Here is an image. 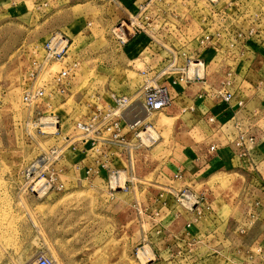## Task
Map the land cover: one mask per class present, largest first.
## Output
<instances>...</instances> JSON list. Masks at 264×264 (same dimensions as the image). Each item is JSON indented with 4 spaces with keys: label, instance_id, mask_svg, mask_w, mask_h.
Returning a JSON list of instances; mask_svg holds the SVG:
<instances>
[{
    "label": "rangeland",
    "instance_id": "obj_1",
    "mask_svg": "<svg viewBox=\"0 0 264 264\" xmlns=\"http://www.w3.org/2000/svg\"><path fill=\"white\" fill-rule=\"evenodd\" d=\"M92 1L0 0V264H29L42 254L52 264H251L246 259L256 255H262L264 263V180L254 186L247 176L238 181L234 173L209 179L202 186L210 193L209 212L213 213L206 227L198 228L196 238L186 234L188 231L170 236V241L163 238L154 213L159 201L171 195L165 189L172 176L167 170L177 157L190 158L185 144L194 143L196 134L213 127L207 120L193 123L192 112L167 111V105L145 116L137 128L146 129L140 133L146 146L118 152L114 163L104 158L108 151L101 142L89 143L83 153L79 148L70 149L71 145L61 147V137L70 134L75 122L87 121L96 108L105 111L112 106L111 92L125 96L133 92L131 98L138 99L143 83L183 86L165 67L172 53L175 66L185 62L180 53H188L190 58L205 53L200 40L206 34L213 36L214 43L209 45L215 44L209 52L215 58L213 69H225L223 76L229 72L233 86L239 82L232 83L233 75L241 67L250 70L247 78L257 79L254 73L264 65V58L255 55L264 57V0H150L143 10L137 9L138 4L128 8V0H122V9L112 4L115 0ZM119 27H125L128 36L146 35L149 49L159 48V53L135 57L134 53L115 52L109 37H128ZM58 33L68 39L66 56L59 62L46 60L42 44ZM250 42L261 48H249ZM162 57L165 64L158 72L150 70L143 76L136 70L156 66ZM62 63L70 72L58 84L53 77ZM205 74L204 68L202 77ZM39 86L44 89L43 97L26 109L20 101L22 92ZM258 93L264 97V89ZM135 110L138 113V105ZM53 116L59 128L52 125L41 128L51 133H39L34 126L37 119ZM146 135L153 141L144 140ZM135 142L133 139L131 144ZM51 147H57L59 155L40 167L38 178L51 176L54 185L35 195L24 184L20 196L12 197L10 191L21 170ZM79 161L90 168V177L57 189L65 177H84L74 167ZM100 162L110 169L99 167ZM112 169L120 170L119 186L114 188ZM184 182L191 186V180ZM52 198H60L56 205L64 216L58 220L57 236L52 235L50 222L48 235L45 230L46 203L50 215L55 206H50ZM175 202L181 212H193ZM108 211L115 215L111 230L109 217L103 215ZM260 211L261 217L255 219ZM199 246V253L208 259H194Z\"/></svg>",
    "mask_w": 264,
    "mask_h": 264
},
{
    "label": "crops",
    "instance_id": "obj_2",
    "mask_svg": "<svg viewBox=\"0 0 264 264\" xmlns=\"http://www.w3.org/2000/svg\"><path fill=\"white\" fill-rule=\"evenodd\" d=\"M86 1V3L89 4L93 2L92 0ZM139 1L141 0H128L126 2H128V8H134ZM112 4L118 9H122L121 7L124 3L122 0H115ZM109 41L114 45L115 52L134 53L135 57H140V54L142 55V53H159V48L155 49L156 51L149 49L150 44L148 43L149 41L147 40V36L140 33L132 34L124 40H120L115 36H110ZM213 43L214 42L212 40L211 44ZM214 45L211 46L209 43L202 44V49H204L205 53H199L196 55V57L201 58L205 64L206 74L203 79L195 82H188V84L182 83L184 84L183 86L174 84L175 86L170 87L169 84L166 85V89L169 90L171 98L167 111L176 112L180 110V113L187 111L192 112V116L194 118L193 123L196 124L205 122L206 118L209 116H214L215 118V122L211 123L213 127L209 126L207 130L196 134L197 140H195L194 143L185 144L188 146L186 149L189 150L190 158L188 157L189 159H185L186 157H184L181 159L180 157H177L178 159L171 161L169 170H167L172 173V176L169 185H167L165 189L169 190L171 195L159 201V209H157L154 214H156L155 216L159 221V227L163 229V238H167L169 241L170 236L182 235L184 231H188V235L192 238H196L198 228L201 229L206 227V222L209 220V217L213 215V213L209 212L210 193L202 186H207L209 179L221 174L224 176L234 173L235 175L237 174L238 181H241V177L243 180V178L247 176L249 182L254 186L262 183L264 180V97L258 93L260 90L264 89V65L260 64L259 68L256 69L254 74L258 75L257 79L247 78V74L250 70L246 71L243 67H241V70H237V73H234L236 75H233L235 80L232 81V83H236V80L239 81L233 86L227 77L230 75L229 72L228 74L226 73V76H223L222 73L225 71L222 72V70L225 69L218 68L217 70L213 69V65L211 66V62L213 63L215 58L213 53L209 52L213 49ZM246 46L247 45H245V47ZM248 47H254L255 50H257L258 47L259 49L261 48V46H258L254 42H250ZM241 54L243 55V53ZM186 55L189 56L188 53H186ZM255 55H257V58H264L263 55H260L259 53H256ZM164 58L165 57H162V61L160 63L158 61L156 66L144 65L142 69L136 68V70H138L143 76L145 75L144 73L150 70L152 72H158L165 64ZM224 83H227L225 87L233 93V98L228 103L221 101L217 95L218 89L221 88ZM143 85L144 83L140 87V96L138 99L131 98L133 96V92L127 95L130 100V105L122 112L121 120L119 121L121 128L120 133L124 134V137L127 140H131V135L130 133H125V123L131 121L135 114L140 117V112H143L141 105ZM128 90L130 91V89ZM113 93L124 95L123 93L115 91ZM133 105H139L140 109L138 113H136L137 111H133L131 109ZM141 120L143 122L144 119L141 118ZM73 132L74 131L71 129L68 136H71V133ZM240 133L247 137H253L254 143H245V147H238L236 145V139ZM188 135H191V133H188ZM132 141L133 139L131 142ZM67 146L66 148H68ZM71 146L72 147H69L70 149L79 148L83 153L86 151L85 149L89 146V143H76ZM102 146L104 151H108V156L106 155L104 158H108V162L110 163L117 161L118 157L117 155L115 156V154L118 152L120 154L124 153L121 148L116 145L105 144ZM211 147H214V150H210ZM108 162H106V164ZM74 167H76V170H80V172L82 171V173H84V177H78L76 179H69L65 177L59 181L61 185H66L68 182H78L81 184L83 181L87 180V177H90L89 173L87 174L85 172L89 167L83 162L79 161ZM99 167L102 166L99 165ZM103 167H105L104 169H110L107 165ZM64 171L63 173H65ZM97 171L100 172L102 169H97ZM105 171L108 172L107 170ZM121 171L125 173L126 169ZM178 175H180V178H178ZM184 180H191V186L186 185ZM89 182H91V180H89ZM23 185V179L20 173L19 179L16 182V187L14 186L11 188V196L18 198ZM183 188H188L194 195H202L204 197L205 202L202 205L204 206L207 204V207L204 206L205 208L202 211V215L197 216L193 212H181L179 210L180 208L175 202V194ZM60 198H56L54 200L52 198L50 206H55L50 215L49 204L46 203V235L49 233L50 222L52 235L55 233L57 236L56 230L59 224L58 220L59 218H64L63 213L60 210V206L56 205V202L59 201ZM211 209L212 208H210V211ZM261 211L260 215H256L257 217H254L255 219L259 218V216L261 217ZM99 213L102 214V211H99ZM89 215L91 214L87 215L90 218ZM103 215L109 217L108 228L111 230V219L113 218V220H115V215L111 214L110 211H108V213H104ZM182 223L183 225L180 226ZM187 223H190L188 230L186 228ZM62 225L63 223H60V226ZM110 235L111 232H109V236ZM161 242H163V240ZM200 249V246L196 248L194 252V259L197 261L208 259V257H205L206 255L204 256L199 253ZM258 249L262 250L261 247ZM251 258V260L246 259V261H251V264H264L262 261V255H256Z\"/></svg>",
    "mask_w": 264,
    "mask_h": 264
},
{
    "label": "built area",
    "instance_id": "obj_3",
    "mask_svg": "<svg viewBox=\"0 0 264 264\" xmlns=\"http://www.w3.org/2000/svg\"><path fill=\"white\" fill-rule=\"evenodd\" d=\"M148 2H150V0H141L138 3L137 9L143 10ZM127 36L128 35H126V37ZM212 40L213 36L211 34H206L202 37L200 43L211 44ZM68 47L69 42L65 35L61 33L52 34L42 44L44 58L46 60L59 62L66 56ZM180 56H183V58L185 59L184 64L175 66L176 56L172 53L171 61L169 62V65L165 67V69L170 70V72H174L176 80H178L179 82L188 83L190 81H199L203 79L202 74L204 73L205 68L204 61L199 57L190 58L186 55V53H180ZM69 72L70 67L66 63H62L53 78L56 82H58V84H60L61 81L68 78ZM226 84L227 83L222 84V87L217 91V95L219 96L221 101L228 103L232 100L233 93L225 87ZM43 94L44 89L42 86L30 87L22 92L20 101L26 109H30L35 106L38 101L41 100ZM109 98L112 103V106H110V108L106 109L105 111L96 108L95 113L87 121L75 122L72 125L71 129L72 131H74V134L72 136L64 135L61 137V139L63 140V145L61 146L62 149L69 144L72 145L74 141H80V143L88 142L93 145H96L99 142H101L102 144L104 143L103 145L112 144L119 146L121 150H125L126 152H129L131 147L136 148L139 146H146L144 141L141 140L142 135H140L141 132L145 133L146 129L143 128L141 130H137V128L142 126L143 124L142 120L137 114L132 117L131 121L125 123V133H130L131 139H135L137 144H131V142H128V140L125 139L124 134L120 133L121 128L119 125V121L121 120L122 112L130 105L129 98L125 95H119L113 92L109 94ZM170 101V95L169 93H167L164 86L143 85L141 105L145 114L150 115L151 113L160 112L164 107L170 104ZM206 120L210 123L215 122L214 116H209L206 118ZM27 124L28 123L26 122V125ZM56 124L57 117L53 116L50 118H46L43 121L37 119V122L34 123V126L37 127L39 133L49 134L51 132H46L44 130H41V128L49 129L52 127V125L54 126V128H59V125L56 126ZM144 140H148L150 142L153 141V138L150 135H146ZM245 143H254V139L251 136L247 137L244 136V134L240 133L236 139V145L238 147H245ZM97 150L99 149H96V151ZM210 150H214V147H211ZM59 152L60 150H58L57 147H51L48 149L47 153H39L30 165L22 169L21 177L23 179V184H26L27 189L30 192H33L35 195H37L39 191H45L47 187L54 185V181L51 176H48L46 178H43L42 176L41 178H38V175L39 173L41 174L40 167H44V165H46V162L50 158L55 159L56 157H58ZM100 166L103 167L105 166V164L101 163ZM110 171L112 176H118V172L116 170L112 169ZM85 172L87 174L91 173L89 168H87ZM33 175H35V177L37 178L35 179ZM178 178H180V175H178ZM40 179H43L44 181L36 186ZM118 186V184H115L113 185V188ZM61 187L62 185L58 183L57 189ZM175 199L177 202H180L183 207H185L189 211H193V213H195L197 216L202 215L203 209L207 207V205H204L205 207L202 205L205 202L204 197L202 195H194L191 191L188 190V188L179 190L175 194ZM189 227L190 223H187V230ZM257 251L261 252V249H257ZM29 264H52V260L50 257L42 254L37 256Z\"/></svg>",
    "mask_w": 264,
    "mask_h": 264
},
{
    "label": "bare ground",
    "instance_id": "obj_4",
    "mask_svg": "<svg viewBox=\"0 0 264 264\" xmlns=\"http://www.w3.org/2000/svg\"><path fill=\"white\" fill-rule=\"evenodd\" d=\"M121 27V26H120ZM120 27L118 28V29H120ZM125 35H126V33H125V31H126V28L125 27H122L121 29H120ZM139 106V105H138ZM136 107H137V105L135 106V105H133V107L131 108L133 111H137V110H135L136 109ZM140 109V108H139ZM138 112H139V110H138ZM145 116H147V114H145V113H141L140 112V119L142 118V119H145L144 117ZM153 116V115H152ZM43 121V120H42ZM146 121V120H145ZM110 182H111V184L112 185H115V184H119V177L118 176H111L110 177ZM147 252V251H146ZM143 256V255H142Z\"/></svg>",
    "mask_w": 264,
    "mask_h": 264
}]
</instances>
